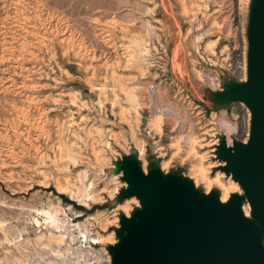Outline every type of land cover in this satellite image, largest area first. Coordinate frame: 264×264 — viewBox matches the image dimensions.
Returning <instances> with one entry per match:
<instances>
[{
  "label": "rangeland",
  "instance_id": "374dc122",
  "mask_svg": "<svg viewBox=\"0 0 264 264\" xmlns=\"http://www.w3.org/2000/svg\"><path fill=\"white\" fill-rule=\"evenodd\" d=\"M182 1L199 16L197 21L183 16ZM251 1L217 0L206 12L202 0H0V264H74L75 252L64 254L65 246L50 243L47 229L32 220L34 209L48 202L71 207L69 218L85 222L93 234L101 228L87 219L100 213L105 243H81L75 228L78 238L71 244L82 250L93 245L99 257L91 258L92 264H109L108 247L118 240L120 217L139 208L136 197L119 199L128 185L115 166L126 156L136 157L145 172L157 163L164 173L194 181L191 166L197 156L179 145L194 134L201 145L207 144L197 150L205 154L210 175L221 171L217 145L244 138V113L219 95L228 85L243 82V74L228 69L236 52L248 47ZM220 4L224 11H218ZM199 31L210 34L198 40ZM218 38L213 51L206 48ZM134 39L151 51L145 61L136 54L135 63L142 64L145 75L127 60ZM126 89L138 95V116ZM159 116L161 129L155 124ZM223 120L237 125V131H228ZM103 140L111 148L109 163L101 166L94 148L103 149ZM69 154L77 156L76 163ZM85 170L99 197L90 208L57 190L76 183L77 173ZM114 187L118 192L112 194ZM196 187L208 191L200 179ZM212 190L220 192L216 185ZM36 227L46 234L40 242ZM5 230L10 238L20 230L23 236L7 243Z\"/></svg>",
  "mask_w": 264,
  "mask_h": 264
},
{
  "label": "water",
  "instance_id": "95a60500",
  "mask_svg": "<svg viewBox=\"0 0 264 264\" xmlns=\"http://www.w3.org/2000/svg\"><path fill=\"white\" fill-rule=\"evenodd\" d=\"M247 38V79L219 97L249 108L250 135L231 145L222 140L216 151L225 163L220 170L242 193L222 202L218 190L205 193L193 179L159 167L145 172L126 156L115 166L128 185L119 199L137 197L140 207L120 217L118 241L108 247L112 264H264V0L251 1Z\"/></svg>",
  "mask_w": 264,
  "mask_h": 264
},
{
  "label": "bare ground",
  "instance_id": "6f19581e",
  "mask_svg": "<svg viewBox=\"0 0 264 264\" xmlns=\"http://www.w3.org/2000/svg\"><path fill=\"white\" fill-rule=\"evenodd\" d=\"M162 1H164V0H162ZM202 1H203L202 7L205 8L206 12H207V9H208L210 3H212V4H213V2H214V4L217 3V0H212V1L211 0H202ZM200 2H201V0H200ZM217 5H219V4H217ZM221 5L222 4H220V8L218 9L219 12L223 10V9L221 10V8H223L222 7L223 5L222 6ZM181 6H182L183 16L185 18L186 17L190 18L191 22L197 21L199 16L196 13L191 14V11L188 9L186 2L182 1ZM207 14L204 16H207ZM203 19H204V17H203ZM212 21H213V23H216V18H212ZM201 22H204V21L201 20ZM196 27H197V25H196ZM190 32H191V30L189 31V33ZM209 34L210 33L207 31L206 32L199 31L198 34L195 35V37H196V39L200 40ZM146 36H148V33L146 34ZM218 42H219V38L217 40H215V42L208 43L206 48L209 49L210 51H213V48L217 45ZM132 46L134 48L129 47L130 53H129V59H127V60H129V62H131L130 65H135L136 67H138L140 69L142 75H145L146 73L144 71V68L141 66L142 64H139V63L136 64L135 58H136V54L139 53L140 58L143 61H145L146 58L150 55L151 51L146 46L144 48H142L138 39L132 40ZM131 48H133V49H131ZM135 48H137L138 50L136 51ZM210 79L213 82L215 81L214 78H210ZM246 79H247V75L244 76L243 81H246ZM121 87H122V85H121ZM125 94H126V97H127L129 104L135 110V115L138 116V111L136 109L138 107V103H139L138 100L139 99H138V95L136 94V91L126 89ZM121 109H122V115H123L125 113L126 109L124 110L123 107ZM242 116H243V120H242L241 124H242V127H244V121L246 122V113H244ZM155 124H156V127L158 129H161V127H160V116L156 118ZM221 125H223V127H225L228 131H233V130L237 131V127H238L237 125L231 124L230 122H228L226 120H223ZM136 126H138L137 123H136ZM98 132H99V135H101V136L104 133L103 129H99ZM131 132H132V136L134 137V139L136 141L137 147L139 148L141 153H143L144 152V146L142 144V141H139L135 137L136 132H135L134 126H132V125H131ZM198 139L199 138L194 136V134H192V135L187 134L179 142L180 147H182L184 144L186 146V148H188L187 150L189 153L195 154L197 156L196 157V159H197L196 163H193V165L191 166V171L194 172V174L196 175V178H197V180H194L195 184L197 185L198 179L202 180V182L205 183L206 186L208 187V191L206 193H209V191L212 189L213 185L218 186L220 189V198H221L222 202H226L232 193H242V189L240 188V185L238 184V182L233 180L231 176H228V182H225L224 179L226 176H225V173L223 171L216 173L214 176L210 175V173H211L210 166L206 162L207 160H206V157L204 156L205 154L199 153V151L197 150L198 145H200L201 146L200 148L203 149V147L204 146L206 147L207 144L202 143L203 145H201L200 141H202V140H198ZM247 139L248 138H243V141H247ZM102 143L104 146L103 149L97 150L94 148V150L96 151L95 152V158H96L97 162L101 166H104V165H107L109 163V157H107V151H108V149L111 148V143L108 142L107 140L106 141L103 140ZM228 144L230 145L231 141H229ZM68 157H69V160L71 162L76 163V161H77L76 157L77 156L75 157L74 155L69 154ZM168 162L169 161H167V160L164 161V163L162 165L163 169L165 168V166L168 165ZM220 165H225V163L221 162ZM77 174H78V178H77V181L75 179L76 183L67 182V185L57 186L58 193L59 194L69 193L72 196L71 198L75 199L76 201H79V203H80L79 205H83V206L85 205V206L90 208L92 202L95 204V203H97V201H99L98 193L94 191V183L93 182L88 183V173L86 170L81 171ZM65 181H67V180H65ZM110 192L112 194H115L118 192V188L114 187L112 189V191H110ZM136 202H137L138 207H140V201L137 197H136ZM71 209H72L71 207L64 208L60 202H56V203L55 202L54 203L48 202L46 205H42V206H40V208L34 209L35 215L33 214L34 217L33 216L32 217L34 219H32V220H34V224H36L38 227L40 224H42L43 228L45 227V229H47V231L49 233L47 239L50 243L53 242V243L57 244L58 246H62V245L65 246L64 247V254H73L75 252V254L77 255V260L74 261V264H92L91 258L98 259V257H99V256H96L94 253L96 250L93 251L94 246L93 245H91L90 247L86 246V249L82 250L79 247H75V248L72 247L71 243L75 242L76 239L78 238V235H79L81 238H83V241L81 240V243H83L84 241H92L94 243V245H103L105 243V240L107 239V237L102 234V231H105V229H104L105 225H106L105 221H104V219L101 218L100 213H95L93 216L91 215V217H89L87 219V220H94V222H96L98 224V226H100V228H101V230L99 232H96L93 234V232L89 229L88 225H86L85 222L74 223L73 220L69 218L67 210H71ZM244 212H245L246 216H250V209H249L248 205H244ZM128 217H130V215H128ZM90 224H92V223H90ZM38 227H36L37 228L36 230H38ZM75 228H77L79 230L78 235H76L74 232ZM38 231H40V230H38ZM22 236H23L22 230H20L19 235L17 237H14V238H12V237L10 238L8 236V232L6 230L3 231V240L7 241V243L8 242L12 243L13 241H16L17 238L19 240V238H22ZM44 237H46V234L41 232L37 236L36 240L40 242V241L44 240ZM111 241H112V245H113V244L117 243L118 240L112 239ZM87 247L89 249H87ZM56 252L60 253L61 249H57ZM92 253H93V256H91ZM108 261H109V264H112L110 253L108 256Z\"/></svg>",
  "mask_w": 264,
  "mask_h": 264
},
{
  "label": "built area",
  "instance_id": "2783aa9c",
  "mask_svg": "<svg viewBox=\"0 0 264 264\" xmlns=\"http://www.w3.org/2000/svg\"><path fill=\"white\" fill-rule=\"evenodd\" d=\"M239 57L241 59V62L237 61ZM247 57H248V47H246L245 50L239 55H237V52H236L234 62L231 63V65L229 66L230 69H228V72L230 74H235L237 71L239 74L241 73L244 76L247 75V72H248ZM238 64L241 65L239 68H238ZM236 105H238V107L241 109V111L243 113H246V115H247L246 122L244 121L243 133H244V138H249L250 127H251V111L243 103H236ZM242 141H243V139H242ZM244 142H247V141H244Z\"/></svg>",
  "mask_w": 264,
  "mask_h": 264
},
{
  "label": "trees",
  "instance_id": "16d2710c",
  "mask_svg": "<svg viewBox=\"0 0 264 264\" xmlns=\"http://www.w3.org/2000/svg\"><path fill=\"white\" fill-rule=\"evenodd\" d=\"M157 167V163H151L150 165V169L156 168Z\"/></svg>",
  "mask_w": 264,
  "mask_h": 264
}]
</instances>
